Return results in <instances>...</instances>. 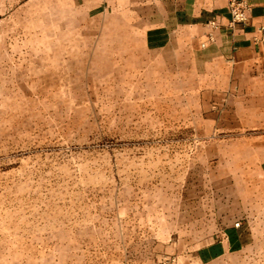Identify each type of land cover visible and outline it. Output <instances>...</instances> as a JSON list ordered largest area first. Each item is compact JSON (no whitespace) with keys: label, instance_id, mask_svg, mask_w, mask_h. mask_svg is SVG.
I'll return each instance as SVG.
<instances>
[{"label":"rangeland","instance_id":"rangeland-1","mask_svg":"<svg viewBox=\"0 0 264 264\" xmlns=\"http://www.w3.org/2000/svg\"><path fill=\"white\" fill-rule=\"evenodd\" d=\"M74 15L28 0L0 21V264H195L207 243L211 264H264V130L211 100L174 112L200 108L189 67Z\"/></svg>","mask_w":264,"mask_h":264},{"label":"crops","instance_id":"crops-1","mask_svg":"<svg viewBox=\"0 0 264 264\" xmlns=\"http://www.w3.org/2000/svg\"><path fill=\"white\" fill-rule=\"evenodd\" d=\"M26 1L0 0V21L16 14ZM244 1L249 7L247 21L230 28L224 0H68L83 23L82 31L120 39L127 56L140 49L154 64L174 66L176 71L179 66L190 68L191 84L170 86L168 95L188 90L185 96L202 98L200 108L193 110L183 101L176 103L174 112L208 113L211 100L217 112L220 106L222 114L232 115L233 128L264 130V0ZM210 19L218 21L214 41L202 46L203 24ZM178 79L187 81L176 75ZM214 247L202 245L195 264H211L220 257ZM179 262L176 257L175 263L166 264Z\"/></svg>","mask_w":264,"mask_h":264},{"label":"built area","instance_id":"built-area-1","mask_svg":"<svg viewBox=\"0 0 264 264\" xmlns=\"http://www.w3.org/2000/svg\"><path fill=\"white\" fill-rule=\"evenodd\" d=\"M226 2L229 11V20L227 22L228 27L233 28L236 25H244L247 21V14L249 11L248 5L244 0H224ZM206 28V34L204 43H212L214 41V30L218 27V21L216 19H210L203 24ZM261 39L264 40V34L261 35ZM176 257L172 256L166 258L164 263H175Z\"/></svg>","mask_w":264,"mask_h":264},{"label":"bare ground","instance_id":"bare-ground-1","mask_svg":"<svg viewBox=\"0 0 264 264\" xmlns=\"http://www.w3.org/2000/svg\"><path fill=\"white\" fill-rule=\"evenodd\" d=\"M3 119V118H2ZM219 210L222 211L223 210V207L221 204H219Z\"/></svg>","mask_w":264,"mask_h":264}]
</instances>
